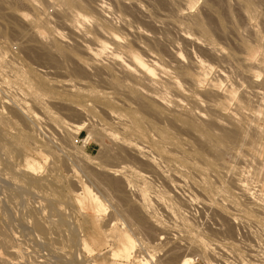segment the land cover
I'll list each match as a JSON object with an SVG mask.
<instances>
[{
  "label": "rangeland",
  "instance_id": "obj_1",
  "mask_svg": "<svg viewBox=\"0 0 264 264\" xmlns=\"http://www.w3.org/2000/svg\"><path fill=\"white\" fill-rule=\"evenodd\" d=\"M98 39L111 44L100 57L84 48ZM248 46L264 56V0H0V264H168L180 253L177 264H264V131L220 143L223 126L211 137L181 121L187 93L205 98L221 70L232 78ZM113 52L153 54L186 94L168 89L169 107L149 110L144 77L120 76ZM249 67L264 83V67ZM28 155L35 169L19 172ZM79 184L101 207L76 198ZM125 234L128 259L115 255Z\"/></svg>",
  "mask_w": 264,
  "mask_h": 264
},
{
  "label": "bare ground",
  "instance_id": "obj_2",
  "mask_svg": "<svg viewBox=\"0 0 264 264\" xmlns=\"http://www.w3.org/2000/svg\"><path fill=\"white\" fill-rule=\"evenodd\" d=\"M32 6H33V4H32ZM98 6H99V8L98 9H100V11H104L105 9H109L108 7H107V5H105V4H98ZM99 11V12H100ZM104 16V15H103ZM75 18H76V22H84L86 19H85V17L82 15V14H80V13H76L75 14V16H74ZM75 22V21H74ZM77 24V23H76ZM76 24H72V25H70V26H74L75 25V27H77L76 26ZM73 29H76V28H73ZM257 33H259V31L257 32ZM61 35L60 34V32L58 33L57 32V35ZM108 34H109V36L110 37H107L108 36ZM260 34V33H259ZM258 35V34H257ZM107 39H109V38H112V40H118L119 39V37L113 32V33H107ZM255 36H256V32H255ZM259 36V35H258ZM55 37V36H54ZM60 37V36H59ZM185 37H189V36H185ZM190 38V37H189ZM258 38V37H257ZM256 38V39H257ZM55 39H57V36H56V38ZM60 39H62V38H60ZM58 40H59V38H58ZM99 41H98V43H97V47L95 48V47H91L90 46V44H88V45H86L85 43V49H87V50H85V51H89V54L91 53L93 56H96V57H98L99 55L101 56L102 54H104L109 48H110V45L111 44H109V41L107 42L106 40L104 41V39L102 40V39H98ZM262 41V40H261ZM251 42V41H250ZM51 43V42H50ZM259 43V42H258ZM83 44V45H84ZM48 45V44H47ZM251 45V44H250ZM245 49V48H244ZM243 49V51H246V55H245V57H242L241 59L242 60H240V62H239V64H238V67H237V70H236V73H235V75H232V78H231V76L230 75H228L227 74V70H221L220 71V74L222 75L221 77L223 78V80L222 79H216V80H212L210 83H209V86L207 85L206 87V89H205V91L204 92H206V95H205V98H202L201 96H199V94L198 93H196V92H192L191 94L190 93H187V95H188V97L186 96V99L190 102V103H188L190 106H189V108L188 109H186V111H187V115H189V119H188V121L187 120H182L181 119V121H183L184 122V124L187 122V124L188 123H190L193 127H195V129H196V131L198 132H200V130L201 131H203V134H204V132L205 133H207L208 134V136H211V137H216V136H212V134H213V131L215 132V130L213 129V127L214 126H223L224 128L225 127H227V128H229V130H227L226 128V130L224 129V128H220V129H223V132H222V134L221 135H219V132L221 131L220 129H218V130H220L219 132H216L217 134H215V135H217V136H219L218 137V142H223V143H225V142H227V141H229V142H231V141H235L234 143H236V140L237 141H239L240 139L243 141V137H245L247 134L249 135V134H251V133H253V135L252 136H254L255 137V139H256V137L257 136H259L260 134H262V132L261 133H259V134H257L259 131H264V128H262V126L260 125V120H262V121H264V83H261V84H255V81L253 80V78H252V76H251V70H250V65L251 64H258V66H261V67H264V56L263 57H257L256 56V52H255V49H254V46H248V48H247V50H244ZM116 50V49H115ZM117 52V51H116ZM109 54V53H108ZM112 54V53H111ZM147 54V53H146ZM145 53H144V55H146ZM91 55V56H92ZM99 56V57H100ZM128 56V54L126 55V58H127V60L124 58V60H120V62L118 61L119 60V56L117 55V54H115V52H113V54H112V58L114 59V60H117L118 62L116 63V65L118 64L119 66H118V72L117 73H119V71H121L122 70V72L124 71V74H122V75H125L126 76V74L129 76L130 75V77L132 76V77H135L136 79L138 78H140L141 76H143V77H141V78H143L144 80H142L141 78H140V80H142V82H140V83H137L136 82V80H135V82L139 85V84H141V87L143 86V87H146V90L144 91H142L141 89H139V90H141L139 93H140V96H141V92L144 94V97H145V99L144 100H148V101H146V103H147V105H149L150 106V108L151 109H149V110H152L153 109V107H155V106H157L158 104H160V105H164V107H165V109L167 108V107H169V105H168V102H170V100H169V97H167L168 96V94H171L170 92L172 91L171 89L173 88V89H175V90H178V91H180L181 90V92H185L182 88H181V86H180V84L181 83H179V81L175 78V77H173V76H170V74H168V72H167V70L164 68V64L162 63H160L159 61H157V60H155V59H153V54L152 55H150L151 57L150 58H144V57H142V56H139V55H136L135 53L134 54H131V55H129V58L127 57ZM149 56V55H148ZM183 54H182V52H177V58L179 59V60H182L183 59ZM241 56H243V55H241ZM241 56H239V57H241ZM96 57H94L96 60L98 59V58H96ZM155 57V56H154ZM238 57V58H239ZM202 58V57H201ZM199 58V59H196V61L193 63L194 65H195V69H196V67L198 68V69H200V71H201V69H205V67H207L208 65H207V63H206V61L202 58ZM177 59V60H178ZM113 60V62H115ZM93 61H95V60H93ZM225 61H226V59H225ZM96 62H94V64H95ZM113 64V66H116V65H114L115 63H112ZM113 66H112V68H113ZM111 67V66H110ZM121 68V70H120V68ZM211 67V66H210ZM207 69V68H206ZM114 70H117V68L115 69L114 68ZM113 70H111V72H112ZM157 71H160L162 74H167V76H168V78H167V80H166V82L164 81V83H161V80L159 81V79L161 78H159V79H157V77H156V75L158 74V72ZM199 71V70H198ZM108 72H110V71H108ZM202 72V71H201ZM200 72V73H201ZM121 73V72H120ZM119 73V74H120ZM126 73V74H125ZM171 73V72H170ZM160 74V73H159ZM120 76H121V74H120ZM124 76V77H125ZM160 76V75H159ZM158 76V77H159ZM166 76V75H165ZM166 76V77H167ZM127 77V76H126ZM126 77L124 78V79H126ZM129 78V77H128ZM127 78V79H128ZM123 79V81L125 82V80ZM131 79H133V78H131ZM163 79V78H162ZM165 79V78H164ZM193 79V78H192ZM122 81V80H121ZM145 83H144V82ZM225 81H226V84H223V82L225 83ZM104 82H106V81H104ZM130 82V81H129ZM131 82L132 83H134V81H132L131 80ZM139 82V81H138ZM162 82H163V80H162ZM102 83V82H101ZM107 83V82H106ZM105 83V84H106ZM122 83V82H121ZM126 83V82H125ZM142 83H144L143 85H142ZM192 84H193V87L194 88H198L199 86H201V78H196V79H193L192 80V82H191ZM120 84V83H119ZM127 84V83H126ZM129 84V83H128ZM127 84V85H128ZM102 85V84H101ZM118 85V84H117ZM121 85V84H120ZM127 85H125V87L127 86ZM134 85H135V83H134ZM116 86V85H115ZM122 86V85H121ZM136 86V85H135ZM134 86V88H136V87H138V86H136L135 87ZM99 87V86H98ZM102 87V86H101ZM117 87H120L119 85L118 86H116L115 88L117 89V91L120 89V88H117ZM124 86H123V88H125ZM129 87V86H128ZM132 87V86H131ZM202 87V86H201ZM9 88V87H8ZM93 88V87H92ZM139 88V87H138ZM138 88L136 89L137 91L136 92H138ZM189 88V87H188ZM202 88H204V87H202ZM99 89H100V87H99ZM143 89V88H142ZM159 89V90H158ZM168 89H170L171 91H169V93H167V90ZM191 89V88H190ZM193 89V88H192ZM201 89V88H200ZM88 90V89H87ZM94 90V89H93ZM92 90V91H93ZM101 90V89H100ZM103 90V89H102ZM186 90V89H185ZM194 90V89H193ZM95 91H97V90H95ZM94 91V92H95ZM122 91V90H121ZM127 91H129V92H131L130 91V89L129 90H127ZM161 91V92H160ZM196 91V90H195ZM1 92V91H0ZM14 92V91H13ZM15 92H17V91H15ZM86 92V91H85ZM89 92V91H88ZM97 92H99V91H97ZM126 91H123L122 93H125ZM129 92H128V94H129ZM197 92H199V90L197 91ZM203 92V93H204ZM4 93V92H3ZM11 93V92H10ZM92 93V92H91ZM99 93H101V94H103V92H99ZM127 93V92H126ZM125 93V94H126ZM139 93H136L137 94V97L139 96L138 94ZM180 93V92H179ZM179 93L177 94L176 93V96L177 95H179ZM18 94H19V91H18ZM18 94H17V96H18ZM36 94V93H35ZM93 94V93H92ZM91 94V96H93ZM133 94H134V92H133ZM143 94H142V96L141 97H143ZM173 94V93H172ZM184 94H186V93H184ZM183 94V95H184ZM201 94V93H200ZM6 95V94H5ZM15 95V94H14ZM20 95V94H19ZM40 95V94H39ZM96 95H97V93H96ZM104 95V94H103ZM103 95H101V96H103ZM107 95V94H106ZM105 95V96H106ZM132 95V94H131ZM131 95H129L130 97H132L133 98V96H131ZM23 96H25V95H23ZM22 96V97H23ZM89 96V95H88ZM99 96H100V94H99ZM124 96V95H123ZM128 95H126L125 97H129ZM140 96H139V101H140ZM175 96V97H176ZM180 96H182V95H180ZM95 97V96H94ZM135 97V96H134ZM171 97V96H170ZM173 98H174V96H172ZM185 97V96H184ZM35 98V97H34ZM42 98V97H41ZM96 98V97H95ZM101 98H103V97H101ZM109 98V97H108ZM113 98V97H112ZM126 98V99H127ZM131 98V100H133ZM172 98V99H173ZM178 98V97H177ZM179 98H181V97H179ZM30 99V98H29ZM44 99V98H43ZM97 99V98H96ZM129 99V98H128ZM135 100L137 99V98H134ZM143 99V98H142ZM141 99V106H140V108H142L143 109V107L145 106V105H143V107H142V104H146L145 102L143 103V100ZM181 99H183V98H181ZM130 100V99H129ZM184 100V99H183ZM183 100H175L174 102H175V106H173V107H176V109H175V111L177 110V108H180L181 110H182V108H183ZM19 101V100H18ZM38 101V100H37ZM105 101V100H104ZM103 101V102H104ZM138 101V100H137ZM173 101V100H172ZM171 101V102H172ZM186 101V100H185ZM187 101V102H188ZM16 102V101H15ZM20 102H22V101H20ZM33 102H34V100H33ZM102 102V101H101ZM132 102V101H131ZM35 103V102H34ZM173 103V102H172ZM16 104H19V103H16ZM23 104V103H22ZM31 104V103H30ZM96 104H98V102L96 103ZM133 104H135L134 103V101H133ZM137 104H140V103H138L137 102ZM174 104V103H173ZM205 104H206V107H208L209 108V113H207L208 112V110H204V108H202L201 106H205ZM24 105H25V103H24ZM45 105H46V102H45ZM108 105V104H107ZM112 105H115V104H112ZM146 105V106H147ZM172 105V104H171ZM17 106V105H16ZM21 106V105H20ZM32 106V105H31ZM36 106V105H35ZM99 106V105H98ZM138 106V105H137ZM145 106V107H146ZM148 106V107H149ZM153 106V107H152ZM188 106V105H187ZM113 107V106H112ZM144 107V109L145 110H147L146 108H148V107H146L145 108ZM158 107H160V106H158ZM172 107V108H173ZM185 107V106H184ZM10 108V107H9ZM17 108V107H16ZM114 108H116V107H114ZM140 108H138L137 107V109H139L140 110ZM15 109V108H14ZM20 109V108H19ZM137 109H135L136 111H139V110H137ZM158 109V108H157ZM164 109V108H163ZM180 109H178V111L180 110ZM185 109V108H184ZM183 109V110H184ZM9 110V109H8ZM116 110V109H115ZM154 110V109H153ZM159 110V109H158ZM171 110V112H173L174 113V111H173V109H170ZM180 110V111H181ZM53 111V110H52ZM141 111H143V110H141ZM155 111V110H154ZM160 111V110H159ZM178 111H176L178 114H179V112ZM10 112H12V110L10 111ZM158 112V111H157ZM163 112H165V111H163ZM168 113H166V114H164L165 115V117H167L168 115H169V113H170V111L168 110L167 111ZM7 113V111L6 112H4V114H6ZM8 113H9V111H8ZM15 113H16V111H15ZM118 113V112H117ZM160 113H161V111H160ZM3 114V113H2ZM122 114V113H121ZM135 114H137L136 112H135ZM168 114V115H167ZM7 115V114H6ZM12 115H14V114H12ZM171 115V114H170ZM169 115V116H170ZM183 115H185V114H183ZM182 115V116H183ZM15 116V115H14ZM13 116V117H14ZM16 116H18V115H16ZM15 116V117H16ZM172 116V118L170 117V120L172 119L173 120V118L175 117V114H174V116H173V114L171 115ZM10 117V116H9ZM19 117V116H18ZM177 117V116H176ZM175 117V118H176ZM180 117V116H179ZM191 117H193V119H194V117H196V119L198 118V121L197 120H191L190 118ZM8 118V117H7ZM183 118V117H182ZM185 118V117H184ZM183 118V119H184ZM2 119V118H1ZM5 119V118H4ZM168 119V118H167ZM25 120V119H24ZM169 120V119H168ZM171 120V121H172ZM33 121V120H32ZM176 121V120H175ZM174 121V122H175ZM179 121V120H178ZM186 121V122H185ZM200 121V122H199ZM27 122V121H26ZM177 122V121H176ZM180 122V121H179ZM21 123H22V121H21ZM36 124V123H35ZM169 124V123H168ZM182 124V123H181ZM29 125V124H28ZM36 126H37V124H36ZM185 126V125H184ZM29 127V126H28ZM188 127V126H187ZM193 127H191V128H193ZM189 128V127H188ZM219 128V127H218ZM190 129V128H189ZM194 129V128H193ZM194 131V130H193ZM192 131V132H193ZM191 132V131H190ZM199 132H198V134L197 135H199ZM249 132H251V133H249ZM194 133V132H193ZM207 134H205V135H207ZM22 135V134H21ZM24 135V134H23ZM202 135V134H201ZM25 136V135H24ZM39 136V135H38ZM251 136V135H250ZM197 137H200V136H197ZM29 138V137H28ZM40 138V136L38 137V139ZM44 138V137H43ZM68 138V137H67ZM66 138V139H67ZM240 138V139H239ZM37 139V138H36ZM212 139V138H211ZM214 139V138H213ZM213 139H212V141H213ZM216 139V138H215ZM8 140V139H7ZM47 140V139H46ZM46 140H41V139H39V141H42V142H40V143H43V144H45L46 142ZM49 140V139H48ZM203 140H207V139H203ZM244 140H246L245 138H244ZM27 141V140H26ZM45 143H44V142ZM208 141H209V139H208ZM217 141V140H216ZM258 141V140H257ZM240 142V141H239ZM245 142V141H244ZM220 143H218V144H220ZM11 144V143H10ZM47 144V143H46ZM128 144V143H127ZM203 144H205V142H203ZM207 144V143H206ZM217 144V145H218ZM239 144V143H238ZM241 144V143H240ZM130 145V144H129ZM127 146V145H126ZM131 146V145H130ZM200 146V145H199ZM209 146V145H208ZM8 147H9V145H8ZM134 147V146H133ZM55 148H57V147H55ZM18 150V149H17ZM131 150V149H130ZM135 150V149H134ZM12 151H13V149H12ZM28 151V150H27ZM139 152V151H138ZM11 153V152H10ZM15 154H17L16 153V151L14 152ZM20 153V152H19ZM18 153V154H19ZM27 153V152H26ZM33 153V152H32ZM15 154H14V156H15ZM33 155V154H32ZM29 156V155H28ZM41 156V155H40ZM35 158H37L36 156H35ZM34 159V158H33ZM28 163L27 164H21L18 168H19V172H22L23 170H25V171H32V170H34L35 169V167H34V162L32 161V159H31V157L29 156V160L27 161ZM0 167H3L4 168V166H0ZM3 168H1L2 169V171L4 170ZM112 172V171H111ZM115 173V172H114ZM11 176H12V174H11ZM113 176V175H112ZM12 178V177H11ZM14 178V177H13ZM18 178V177H17ZM25 178V177H24ZM12 180V179H11ZM15 180V179H14ZM19 180V179H18ZM26 181V180H25ZM11 182V181H10ZM16 182V181H15ZM115 184H117V183H115ZM15 185V184H14ZM9 186H12V184H10ZM79 186V191L80 192H78L77 194H76V198H78V199H80V200H91L92 202H93V204L95 205V207H101L100 206V202H99V199H98V197H96V196H93L92 195V192H91V190L85 185V184H79L78 185ZM16 188V187H15ZM11 189H13V188H11ZM10 190V189H9ZM12 191V190H11ZM16 191V190H15ZM9 193V192H8ZM23 193V192H22ZM15 194V193H14ZM23 195V194H22ZM12 196V195H11ZM9 197V196H8ZM13 197V196H12ZM10 198V197H9ZM12 200V199H11ZM56 200V199H55ZM60 204V203H59ZM39 215V214H38ZM41 215V214H40ZM90 216V215H89ZM41 218V217H40ZM39 218H37V222L39 221L38 220ZM43 221V220H42ZM42 221L40 220V222L42 223ZM36 222V223H37ZM90 222V221H89ZM40 224V223H39ZM38 224V225H39ZM42 225V224H41ZM43 226V225H42ZM91 226V225H90ZM38 227V226H37ZM39 227H41V226H39ZM38 227V228H39ZM44 227L45 226H43V228L41 227L40 229H43V231L41 232V233H45V231H46V229H48L47 227L44 229ZM134 229V228H133ZM49 230V229H48ZM136 230V229H135ZM46 233H47V231H46ZM67 234V233H66ZM70 235H71V233H69ZM110 236V235H109ZM116 236H117V234H116ZM46 237V236H45ZM112 238H114V237H112ZM111 238V239H112ZM113 240V239H112ZM115 240V239H114ZM0 241L1 242H3L4 241V239L1 237V239H0ZM143 241V240H142ZM4 242H7V240H5ZM114 242H116V244H117V248H118V250H117V254H115V255H117V257H119V256H121V257H124V258H126V259H128L129 257H130V255H131V253H132V251H133V249L135 248V246H136V244H135V241L128 235V234H125V235H118V237H117V239H116V241H114ZM142 243V242H141ZM85 246H86V244L85 243H83ZM140 246H142V244L140 245ZM146 246V245H145ZM146 248V247H145ZM142 250H144L143 249V247H142ZM141 250V251H142ZM148 250V249H147ZM174 250V249H173ZM140 251V252H141ZM146 251V250H145ZM114 252V251H113ZM143 252V251H142ZM141 252V253H142ZM172 252V251H171ZM144 253V252H143ZM142 253V254H143ZM150 253H152V252H150ZM186 254V253H185ZM144 255H147V254H145L144 253ZM182 255H184L183 253H180V255H176V256H173V258H169L168 260L169 261H167V263L168 264H177L178 263V260H179V258H180V256H182ZM178 256V257H177ZM143 257V256H142ZM146 257V256H145ZM148 257V256H147ZM170 257V256H169ZM148 258H150V257H148ZM113 259H114V257H113ZM117 259H119V258H117ZM123 259V258H122ZM146 259V258H145ZM159 261H160V259H159ZM158 261V262H159ZM137 264H143V260L141 259V258H138L137 259ZM161 262V261H160ZM163 263H165V261L163 262ZM162 262L160 263V264H163ZM111 264H114L113 262H111ZM159 264V263H158Z\"/></svg>",
  "mask_w": 264,
  "mask_h": 264
}]
</instances>
